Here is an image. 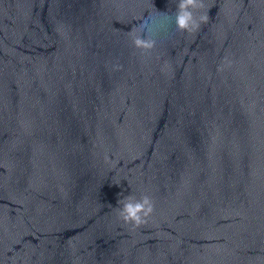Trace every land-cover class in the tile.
<instances>
[{
    "label": "water",
    "instance_id": "1",
    "mask_svg": "<svg viewBox=\"0 0 264 264\" xmlns=\"http://www.w3.org/2000/svg\"><path fill=\"white\" fill-rule=\"evenodd\" d=\"M176 6L0 0V264H264V0Z\"/></svg>",
    "mask_w": 264,
    "mask_h": 264
},
{
    "label": "clouds",
    "instance_id": "2",
    "mask_svg": "<svg viewBox=\"0 0 264 264\" xmlns=\"http://www.w3.org/2000/svg\"><path fill=\"white\" fill-rule=\"evenodd\" d=\"M203 8V0H177L174 14L161 12L163 20L173 18L175 28L182 32L195 33L208 19L207 13L200 11ZM161 29H167L164 23L157 24V18L151 15L134 25L128 33L134 48L147 52L156 46V34ZM232 61L224 57L221 68L230 66ZM155 209V202L151 195L142 193L139 196L130 192L122 195L115 207L118 218L132 228L147 222Z\"/></svg>",
    "mask_w": 264,
    "mask_h": 264
}]
</instances>
